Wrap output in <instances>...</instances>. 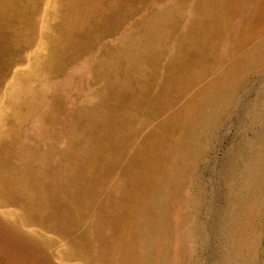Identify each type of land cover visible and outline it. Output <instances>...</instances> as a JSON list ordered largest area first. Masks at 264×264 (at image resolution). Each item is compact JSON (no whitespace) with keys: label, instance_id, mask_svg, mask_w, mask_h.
Returning <instances> with one entry per match:
<instances>
[{"label":"rangeland","instance_id":"obj_1","mask_svg":"<svg viewBox=\"0 0 264 264\" xmlns=\"http://www.w3.org/2000/svg\"><path fill=\"white\" fill-rule=\"evenodd\" d=\"M0 264H264V0H0Z\"/></svg>","mask_w":264,"mask_h":264}]
</instances>
